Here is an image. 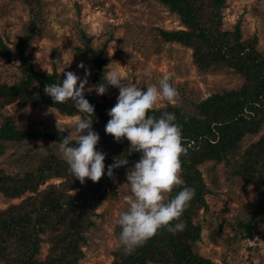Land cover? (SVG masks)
Segmentation results:
<instances>
[{
	"label": "rangeland",
	"instance_id": "374dc122",
	"mask_svg": "<svg viewBox=\"0 0 264 264\" xmlns=\"http://www.w3.org/2000/svg\"><path fill=\"white\" fill-rule=\"evenodd\" d=\"M222 21L224 31H234L240 26L243 40L257 38L256 49L264 55V0H227ZM35 25L34 37L27 40ZM159 30L186 28L176 14L154 0H0V35L11 51L10 57H6L0 50V84L13 85L19 81L21 62L17 44L24 42L21 48L36 71L51 74L56 70L61 77L63 71H71L84 78V69L77 67L83 63L90 72L84 95L101 100L94 90L87 91L94 86L95 66L91 55L79 51L85 48L83 35H86L94 49L101 48L112 37L104 58L110 60L108 67L118 68L127 82L147 87L164 75L169 77L178 92L176 101L169 104L161 100L153 109L173 106L194 114V104L215 94L239 90L244 85V78L233 69L218 67L202 72L194 62L191 48L166 43ZM118 94L115 87L107 93L111 107ZM2 101L0 126L10 117L19 129L54 134L59 132L58 128L70 132L74 122L80 119L63 116L43 104L21 109L11 94ZM263 135L264 126L257 134L244 137L242 148L257 143ZM58 145L48 139L7 143L4 155L0 156V170L20 177L36 172L52 157L62 160ZM135 162L119 173L115 181L117 196L103 199L91 212L92 225L85 233L86 244L80 245L83 257L79 264L114 263V253L119 249L117 221L120 211L126 208L121 195L127 191L125 173ZM200 171L211 194L206 197L208 211L202 210L195 222L202 226L201 240L196 243L195 251L217 264H264L263 224L253 223L251 239L240 227L253 218V211L257 209L255 185H246L232 176L231 168L224 163L207 162L200 166ZM63 182L62 178L50 179L40 186L39 192L52 185L61 186ZM79 192L70 190L69 194L74 196ZM37 195L28 192L11 199L0 193V213ZM50 237L48 233L39 237L42 240L40 252L35 258L38 263L49 257ZM0 264L8 263L0 258Z\"/></svg>",
	"mask_w": 264,
	"mask_h": 264
},
{
	"label": "trees",
	"instance_id": "16d2710c",
	"mask_svg": "<svg viewBox=\"0 0 264 264\" xmlns=\"http://www.w3.org/2000/svg\"><path fill=\"white\" fill-rule=\"evenodd\" d=\"M154 1L168 7L186 28L159 30L166 43L191 48L194 62L202 72L225 67L241 75L245 82L239 90L215 94L194 104V114L173 106L151 110V114L156 116L165 111L175 113L177 123L182 126V144L186 151L180 157V177L184 186L194 189V195L180 218L184 224L182 231L173 234L161 229L130 254L124 253L119 246L114 253L113 264H217L195 251L202 234V226L195 222L202 210L208 211L206 197L211 194L200 166L207 162L215 165L224 163L231 168L232 176L240 178L246 185H255L257 209L250 221L240 225L245 229L246 237L251 239L253 223L259 221L264 226V135L246 149L241 144L244 137L257 134L264 126V55L256 49L257 38L242 39L240 26H236L234 31H224L222 20L227 0ZM35 29L36 25L30 29L32 35L27 40L34 37ZM83 36L85 48L79 51L94 58L92 83L95 86L102 82L103 73L108 70L106 66L110 60L104 58V53L113 39L110 37L101 48L94 49L90 39ZM24 44H17L21 62L19 81L13 85L0 84V112L4 107L2 100L11 94L18 100L21 109L43 104L63 116L81 118L70 102L54 105L44 93L46 84L59 83L63 77L56 70L51 74L36 71L21 48ZM0 50L3 56L10 57L11 51L1 35ZM110 89L100 95L101 100L84 96L94 106L93 130L100 137L97 148L106 154L105 169L114 162V157L128 159L126 166L113 170L112 178L104 175L98 182L86 179L81 184L70 174L66 163L56 157L43 163L36 172H28L23 177L11 176L0 170V193L5 197L20 198L28 192L38 194L0 213V258L8 264L20 261L22 264H79L81 261L80 245L87 242L85 233L92 225L91 212L103 199L117 196L115 181L119 173L140 157L139 153L127 151L129 142L126 139L116 142L104 131L109 119L107 111L111 108L107 98ZM61 136L60 132L45 134L19 129L14 120L7 117L0 126V156L4 155L7 143L21 144L36 139L59 143ZM53 178L65 179V182L39 192L40 186ZM77 189L80 191L77 195L69 194L70 190ZM46 233L51 236L50 254L45 262L38 263L35 258L40 252L42 240L39 237Z\"/></svg>",
	"mask_w": 264,
	"mask_h": 264
},
{
	"label": "clouds",
	"instance_id": "9594fccd",
	"mask_svg": "<svg viewBox=\"0 0 264 264\" xmlns=\"http://www.w3.org/2000/svg\"><path fill=\"white\" fill-rule=\"evenodd\" d=\"M77 67L84 69V78L75 72L63 71V79L46 84L44 93L54 105L70 102L81 114L70 132L57 128L62 134L58 145L60 158L73 178L83 184L86 179L98 182L104 175L112 178L113 170L126 166L128 159L114 157V162L105 169L106 154L97 148L100 137L93 130L94 106L84 96L90 72L83 63ZM109 87L118 88L119 94L107 111L109 119L104 131L116 142L126 139L127 151L140 154L125 173L127 191L121 195L126 208L120 211L117 221L118 245L130 254L161 229L173 234L183 230L180 218L194 189L184 186L180 177V157L186 149L182 144V126L177 123L175 113L151 114L159 101L169 104L176 101L178 92L169 77L164 75L156 84L142 89L127 82L118 68L108 67L102 82L87 91L94 90L102 96ZM175 189L178 190L170 196Z\"/></svg>",
	"mask_w": 264,
	"mask_h": 264
}]
</instances>
